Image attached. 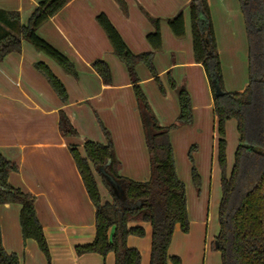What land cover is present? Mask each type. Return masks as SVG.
<instances>
[{
    "label": "trees",
    "instance_id": "1",
    "mask_svg": "<svg viewBox=\"0 0 264 264\" xmlns=\"http://www.w3.org/2000/svg\"><path fill=\"white\" fill-rule=\"evenodd\" d=\"M69 1L39 0L25 25L21 23L19 11L0 8V61L8 53L20 51L22 42L26 41L54 60L65 72L75 76V67L67 56L37 33L38 28ZM115 1L121 8H125L124 0ZM238 1L248 44V83L242 92H228L223 89L220 59L207 0H189L187 7L193 60L205 72L212 96L213 114L221 136V198L218 206L219 231L215 238L218 246L213 247L220 252L219 264H264V0ZM95 19L107 36L113 53L124 63L132 83L145 134L150 176L146 181H135L118 175L120 163L115 156L110 133L101 124L105 144L85 139L83 153L76 144L68 145L94 206V239L75 245V253H97L104 257L111 252L114 255V264H140V251L126 243L129 234H144L142 226L127 225L128 222L140 221L149 223L151 227L148 264H167L168 261L171 264H180L179 257L169 255L167 249L176 224L181 231L188 230L185 188L176 176L169 128L159 124L152 114L146 96L139 87L135 71L136 64L144 63L153 80L159 83L152 62L153 54L162 47L159 18H150L153 30L146 34L151 51L137 54L131 52L105 13H98ZM166 22L176 38L185 35L182 11L167 18ZM34 66L65 103L67 92L61 80L48 65L38 62ZM91 66L105 84L110 83V69L104 60H94ZM170 81L174 87V81ZM160 89L163 92L162 87ZM216 90L221 94H217ZM177 92L179 114L175 125L190 124L188 94L184 87H180ZM228 119L236 121L238 145L231 172L226 176L225 141L222 137L224 123ZM58 130L64 137L79 135L62 109L59 110ZM18 169L16 162L7 159L0 152V205H21L19 225L22 239H33L49 262L47 241L35 212L34 195L9 182V175ZM103 172L115 181L116 188L110 185ZM97 177H100L109 192V201L101 200ZM0 264H21L16 253H9L4 249L1 227Z\"/></svg>",
    "mask_w": 264,
    "mask_h": 264
},
{
    "label": "crops",
    "instance_id": "2",
    "mask_svg": "<svg viewBox=\"0 0 264 264\" xmlns=\"http://www.w3.org/2000/svg\"><path fill=\"white\" fill-rule=\"evenodd\" d=\"M38 1L0 0V8L32 12ZM185 2L187 0H183V3ZM207 2L212 16L211 0ZM214 2L224 10L226 19L224 34L222 33L220 39L213 23L217 51H220L221 41L225 46V43L233 40V0ZM237 2L241 13L239 1ZM93 3L95 0H70L37 30L42 38L73 63L75 76L65 72L54 60L37 51L26 41L22 42L20 51L10 52L0 61V152L7 159L16 162L19 167L17 172L9 175V182L34 195L35 212L49 247L51 264H114V255L111 252L104 257L97 253H75V245L94 239V206L87 195L68 145L76 144L83 153V140L87 138L105 143L106 139L101 132L102 125L112 135L119 168H145L149 163V155L147 159L144 154L142 136L145 142V134L132 83L124 63L121 60L119 65L112 62V55L117 56L113 53L104 31L96 22L98 11H95ZM171 3L170 7L175 11L178 5ZM184 21L187 35L188 21L185 15ZM115 27L133 53L151 51V46L146 40L151 26L145 25L141 32H134L135 40L127 32L123 33L117 25ZM160 32L162 47L157 52L162 51L166 38L171 43L170 55H174L170 66L194 64L202 69V75L206 77L203 67L194 60L176 62L174 53L179 52L176 40H172L167 29L160 27ZM172 36L175 37L173 34ZM231 46L227 48L229 51ZM167 55L169 56L168 51ZM99 58L110 60L108 64L111 81L108 84L101 80L91 66V63ZM38 62L48 65L65 86V103L35 68L34 65ZM170 66H165L160 73ZM135 71L139 81L153 80L150 72H145L142 65L137 64ZM208 89L211 96L209 84ZM161 93L162 96L155 98L156 106L169 116L174 112L171 105L170 110L167 108L168 102L172 101L171 96L165 90ZM211 106L213 111L212 96ZM61 109L83 139L64 137L60 134L58 118ZM20 210L19 203L0 205L3 247L9 253H16L21 264H46L34 240L27 239L25 245H22ZM140 254L142 259L143 255L141 252Z\"/></svg>",
    "mask_w": 264,
    "mask_h": 264
},
{
    "label": "rangeland",
    "instance_id": "3",
    "mask_svg": "<svg viewBox=\"0 0 264 264\" xmlns=\"http://www.w3.org/2000/svg\"><path fill=\"white\" fill-rule=\"evenodd\" d=\"M171 2L178 5L175 11L170 7ZM188 2L189 0L185 3H183V0H124L125 8H121L115 0H95V3L92 5L95 7V11H98L97 14L99 12L108 13L113 25H117L123 33L127 32L133 38L135 36L134 32H141L145 25L151 26V30L149 31H152L153 24L150 18H159L160 27L167 29L169 36L172 40H176L178 44L179 52L174 53L175 61L181 63L193 60ZM211 7L213 14L211 16L212 24L214 23V29L220 39L226 26L224 10L214 0H211ZM17 11L20 12L21 22L24 25L27 24L31 12ZM179 11H182L188 21L186 28L187 35L185 33L182 38L175 39L169 30L166 19ZM232 15L233 40L230 43H225V46L221 41V52L218 50V53L223 89L228 92H242L248 83V44L245 36L244 19L238 10L237 0H233ZM164 41L165 47L163 46L162 51L153 54L155 59L152 58L159 83L149 80L139 81L138 84L146 96L152 114L156 117L158 123L169 128V141L172 147L176 176L185 188L188 230L183 232L178 224L174 226L167 253L178 256L180 264H218L220 262V252L213 248L219 231L218 206L221 198L220 180L222 177V167L219 159V139L221 136L218 132L217 119L213 115L208 83L206 77L202 75V69L194 64H175L174 66H170L171 58L174 55L173 53L170 55L169 49L171 48V43L166 38ZM230 46L229 51L227 48ZM167 51L169 52V56H166ZM112 56V62L119 65L120 59L114 55ZM99 59L104 60L107 64L110 61L107 58ZM138 64L142 65L145 72L149 71L144 63L139 62ZM111 65L113 66V64ZM165 66L170 67L163 73H160ZM170 80L174 81V87L171 85ZM160 87H162L163 91L168 92L172 99L170 101L172 104L168 102L167 108L170 110L171 105L174 112L169 116L162 113L159 106H156L155 98L162 96ZM180 87L185 88L189 97L190 124L175 125L179 113L177 91ZM78 134L76 137L83 139L81 134ZM110 137L112 140L111 134ZM222 138L225 141L224 171L225 175L229 176L233 166L234 152L238 145V133L234 119L225 121L224 136ZM116 139L119 141L118 136ZM142 143L145 147L144 154L148 159L146 141L144 142L143 136ZM117 173L124 178L135 181H146L150 176V164L147 163L145 168H142V166H137V168H118ZM97 178L101 200L109 201L111 199L109 192L104 187L100 177ZM127 225H140L143 227L144 234L142 236L129 234L126 238V243L129 247H135L142 253L143 256L140 264H148L151 238L150 225H146V222L140 221L128 222ZM25 243L26 240L22 239L23 246ZM37 249L43 254L46 264H51V259L48 262L38 245ZM167 264H171V262L168 261Z\"/></svg>",
    "mask_w": 264,
    "mask_h": 264
},
{
    "label": "water",
    "instance_id": "4",
    "mask_svg": "<svg viewBox=\"0 0 264 264\" xmlns=\"http://www.w3.org/2000/svg\"><path fill=\"white\" fill-rule=\"evenodd\" d=\"M216 93L217 94H221V92L219 90H216ZM250 148L251 147L249 146L248 149H250ZM103 175H104V177L107 179V181L110 183V185L113 188H116L117 187L115 181L108 174H106L105 172H103ZM217 246H218V243L215 241V248H217Z\"/></svg>",
    "mask_w": 264,
    "mask_h": 264
}]
</instances>
